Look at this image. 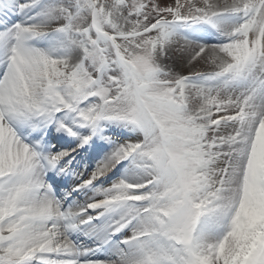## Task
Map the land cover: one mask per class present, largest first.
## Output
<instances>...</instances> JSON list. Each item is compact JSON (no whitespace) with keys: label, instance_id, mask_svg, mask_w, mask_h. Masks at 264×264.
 I'll use <instances>...</instances> for the list:
<instances>
[{"label":"snow or ice","instance_id":"snow-or-ice-1","mask_svg":"<svg viewBox=\"0 0 264 264\" xmlns=\"http://www.w3.org/2000/svg\"><path fill=\"white\" fill-rule=\"evenodd\" d=\"M0 264H264V0H0Z\"/></svg>","mask_w":264,"mask_h":264},{"label":"bare ground","instance_id":"bare-ground-1","mask_svg":"<svg viewBox=\"0 0 264 264\" xmlns=\"http://www.w3.org/2000/svg\"><path fill=\"white\" fill-rule=\"evenodd\" d=\"M189 33L195 39L203 40L204 42H207V43H216V42H219L220 39H222L221 37H219V34L215 32L214 29H209L208 26H200V25L195 26L193 29L189 30ZM164 63L172 64L177 70H179L180 65H181V61L178 58H175V57L165 59ZM51 131H52L53 136H55V137L63 136V140L61 142L58 143L56 139H53L51 141V143L59 144V146L63 145L64 147H68L70 145H72V147H75V144L74 143L72 144V141H73L72 137L64 136V134H62V133H56L54 128ZM117 133L119 134V133H122V132L118 131ZM113 137L118 138V136H115V135ZM84 151L85 150H83V149L79 150L80 154L77 155L76 161L73 162L74 165L77 168H80V169H84V165L88 166L89 164L92 163L91 162V156L93 154V151H88V152H84ZM73 155H76V154L74 153ZM82 157H86V159H83V163H84L83 166L80 164V162H81L80 160H81ZM89 162H91V163H89ZM115 168H113L104 177H107V176L111 175V173H113L116 170ZM126 172L131 174L132 169H130L129 166H128L127 169H124L122 171V174L125 175ZM53 175H54V173H51V172L49 173V177H51ZM104 177H101L100 180H99V181H101V185L100 186L108 187L111 183L110 184H105L102 181ZM75 180H76V178L74 176H71V175H69V176H56V181L58 182L57 186H59V188L57 189V195H60V197L63 196V193H62L63 190H61L62 187H61L60 183L64 182V184H63V188L64 189H71V187L73 186V181H75ZM96 183H98V182H96ZM87 191H88L89 195H92V191L90 189L87 190ZM73 196L77 197L76 194H73ZM98 198H102V197H98ZM78 199L79 200H82V199L84 200V196L81 194L78 197ZM68 202H71V197L68 198ZM73 238L82 240L84 243L88 244L89 246L93 245V243L91 241L95 239V238L89 239L88 237H85V236H83L80 233L74 234ZM97 255L100 256L101 258H104L107 255V253L106 252H99V253H97Z\"/></svg>","mask_w":264,"mask_h":264},{"label":"rangeland","instance_id":"rangeland-1","mask_svg":"<svg viewBox=\"0 0 264 264\" xmlns=\"http://www.w3.org/2000/svg\"><path fill=\"white\" fill-rule=\"evenodd\" d=\"M20 18H21V17H19V16H14V17L11 18V22L14 23L16 20H19ZM36 46H38V47H46V46H47V42H46V41H40V42L37 43ZM116 130H119V131H122V130H123V131H124V134H123V133L117 134L118 137H119V138H117L118 140H123V139H134V138H136L137 136H140V133H139V132L134 131L133 129H131V128H129V127H122V126H120V125H116V124H109V125L104 129V133H105L106 135H111V136H112V135L115 134L114 131H116ZM97 142L100 143V144H103V143H104V141L99 140L98 138H97ZM72 144H73V143H72ZM70 146H72V145H70ZM110 149H111V145H107L102 151H101V150H97V151H96V152H97V153H96L97 155H95V156H91V161H92V163H91V165L88 166V170H87V171H90L92 168H94L96 162H97L98 160H100L106 152L110 151ZM84 152H85V151H84ZM93 153H94V152H93ZM83 158L86 159V157H83ZM87 159H88V158H87ZM128 166H129V161H122L120 164H118V165L116 166V168H115L116 170H115L113 173H111V175H109V176H107V177H104L102 181H103L105 184H110V183H112L113 181H115V180L121 178L122 176H124V174H122V171H123L124 169H127ZM87 171H86L85 175L87 174ZM132 171H133V170H132ZM98 184H99V185H97V186H100V185H101L100 183H98Z\"/></svg>","mask_w":264,"mask_h":264}]
</instances>
